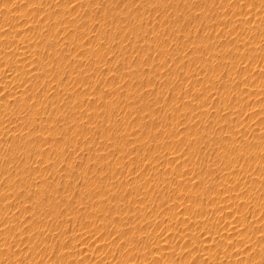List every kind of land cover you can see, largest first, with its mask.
<instances>
[{
	"label": "rangeland",
	"instance_id": "1",
	"mask_svg": "<svg viewBox=\"0 0 264 264\" xmlns=\"http://www.w3.org/2000/svg\"><path fill=\"white\" fill-rule=\"evenodd\" d=\"M0 264H264V0H0Z\"/></svg>",
	"mask_w": 264,
	"mask_h": 264
}]
</instances>
